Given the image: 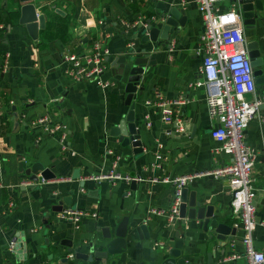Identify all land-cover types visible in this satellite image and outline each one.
Instances as JSON below:
<instances>
[{
    "label": "crops",
    "instance_id": "0c3cea01",
    "mask_svg": "<svg viewBox=\"0 0 264 264\" xmlns=\"http://www.w3.org/2000/svg\"><path fill=\"white\" fill-rule=\"evenodd\" d=\"M32 2L44 13L45 27L52 20L64 24V31L46 41L45 28L40 29L34 40L18 23V6L0 0V264H162L168 258L166 246L172 245L170 239L178 230L187 238L175 264H242V259L223 261L233 253H243L241 229L236 228L233 239L223 245L215 235L203 233L196 220L187 221L186 231L177 220L167 221L174 190L171 180L187 176L188 189L197 191L202 206L213 207L218 222L229 227L235 223L227 181L208 174L229 157L219 151L220 142L211 134L218 121L209 113L205 89L197 86L202 79L199 39L203 27L196 0ZM174 4L185 11L187 19L179 33L170 31V48L141 43L144 34L134 22L168 13ZM258 6L255 28L244 30V37L246 43L258 42L264 60V0ZM94 41L108 50V70L100 76L112 83L107 88L96 79L73 81L65 73L64 54L83 57L92 51ZM141 49L146 52L140 53ZM131 50L136 54H130ZM146 53L144 90L133 99L145 148L134 154L108 132L131 110L124 103L123 83L131 67L128 58ZM114 60L115 65L109 66ZM121 63L126 65L120 74ZM255 94L264 95V89L256 88ZM161 101H179L170 123L161 120ZM39 117L64 127L65 148L58 134L33 125ZM263 118L261 108L244 130V140L256 151L251 174L256 219L252 240L264 252ZM9 159L14 166L8 165L5 172ZM34 163L50 169L54 177L30 180L26 170ZM111 170L119 174L118 179H97ZM132 180L137 181L135 190L130 189ZM64 198L70 205H62L61 210L83 209L96 212L97 218L85 217L73 229L69 221L57 217L60 210H52ZM123 217L128 218V235L122 254L92 263L69 257L88 251L91 236H100L97 230L106 226L113 230ZM142 222L148 238L134 231ZM62 238L72 241L71 253L59 245ZM156 242L164 245L155 247ZM63 257L69 258L67 263Z\"/></svg>",
    "mask_w": 264,
    "mask_h": 264
},
{
    "label": "built area",
    "instance_id": "2783aa9c",
    "mask_svg": "<svg viewBox=\"0 0 264 264\" xmlns=\"http://www.w3.org/2000/svg\"><path fill=\"white\" fill-rule=\"evenodd\" d=\"M196 2L203 27L199 39L202 56L199 70L202 79L197 86L205 89L209 113L218 121V126L211 134L220 142L219 151L229 157L227 163L211 169L208 174L214 179L227 181L231 198L230 206L235 219L233 227L242 231L243 253H233L223 261L242 259V264H264V252L257 250L252 240L256 219L253 205L255 192L251 174L256 151L244 140V130L264 105V95L255 94V68L251 66V59L248 57L243 17L237 3L233 0H196ZM224 3L231 5L223 7ZM133 25L145 28L147 20L139 17ZM99 46V43L94 41L92 51L83 57L69 52L64 54L63 58L67 63L65 73L71 80L78 82L84 79H96L98 85L103 88L112 86L110 81L100 77L108 70L105 59L108 50ZM177 103L179 101L158 102L161 106V120L164 123L172 121L173 106ZM33 125H42L45 133L50 135L58 134L62 148H65L67 134L62 125L52 124L46 117L37 118L33 121ZM147 125L149 126L150 123ZM116 164L117 160L114 161L113 166ZM102 178L113 181L119 178V174L111 170L97 179ZM126 179L129 180V177ZM188 179L187 176H179L171 180L174 190L172 204L167 214L169 222L178 219L179 194L187 185ZM8 206L12 207L13 204L10 202ZM57 217L69 221L73 229H78L83 218H97V213L68 207L57 213ZM163 245L164 243L161 242L154 244L155 247ZM13 247L14 245L10 244V249Z\"/></svg>",
    "mask_w": 264,
    "mask_h": 264
},
{
    "label": "water",
    "instance_id": "95a60500",
    "mask_svg": "<svg viewBox=\"0 0 264 264\" xmlns=\"http://www.w3.org/2000/svg\"><path fill=\"white\" fill-rule=\"evenodd\" d=\"M13 4L18 6L19 25H24L28 35L37 40L38 31L45 28V15L42 12H38L35 4L32 0H11ZM239 7L243 17L244 30H252L255 28L256 18L260 7L258 6L260 0H233ZM59 13L58 10H55ZM185 11L174 4L170 7L168 13H161L155 16V18L147 19V26L140 29L144 34L140 39L141 43L152 42L155 46L170 48L169 42L171 39L170 31L173 30L176 33L180 32L181 27L184 26L186 21ZM156 23V24H155ZM160 23V27L157 25ZM159 39V41H158ZM248 57L251 59V66L255 68V85L257 89H264V76L263 65L264 60L259 50V44L257 41H247ZM141 52H146L144 49ZM130 54H136L134 50L130 51ZM149 53L144 56H130L128 58L130 69L128 71V78L124 85L125 100L124 103L131 107L129 113L119 120V122L112 126L109 130V135L117 137L118 141L123 147H130L134 154L144 152L145 143L141 141V126L137 122L133 111L135 102L133 101L135 96H141L144 86L142 82V75L145 72L146 64L148 61ZM108 63V58L106 59ZM116 60L109 63V66H114ZM125 63H121V71L125 70ZM264 109V105L262 107ZM26 174L29 179L37 182L40 180H48L54 177V174L48 168H44L40 163H34L30 169L26 170ZM37 174H39L37 176ZM137 185L136 180L130 181V189L135 190ZM70 201L66 198L62 199L57 205L52 207L53 211H61L62 205L69 206ZM197 221V226L203 233H209L212 237H215L226 243V239H233L236 235V228L229 227L224 223L218 222L217 217L213 214L212 206H202L197 200V191L189 190L187 186L180 190L179 194V207H178V219L177 223L183 225V230L187 229V221ZM134 231L139 237L144 235L148 238L147 227L144 222L135 227ZM97 234L91 236L89 242L88 251H77L71 258L83 260L89 263L94 261L102 262L103 260L110 259L115 255L122 254L126 250V238L128 235V218L123 217L117 226L112 230L110 226L102 227ZM185 238L187 236L179 230L175 232L174 236L170 239L172 245L166 246L168 252V258L164 259L162 264H175L176 258L181 256V250L185 244ZM190 239V237H188ZM60 246L66 247V252H72V241L69 238H62L59 241ZM189 246V245H188ZM209 256V255H208ZM68 257H63L65 263L68 262Z\"/></svg>",
    "mask_w": 264,
    "mask_h": 264
},
{
    "label": "trees",
    "instance_id": "16d2710c",
    "mask_svg": "<svg viewBox=\"0 0 264 264\" xmlns=\"http://www.w3.org/2000/svg\"><path fill=\"white\" fill-rule=\"evenodd\" d=\"M9 17H12V15H8L7 18ZM14 19H15V16L13 15ZM64 25V24H63ZM63 25H60L59 23H54L52 20H48L47 23H46V27L43 31L44 33V39L46 41H49V40H53L55 39L57 33L62 29H64V26ZM64 31V30H63ZM8 158V156H6ZM10 162H7L4 166V169H5V172H8V165H13V162L11 161V159H9Z\"/></svg>",
    "mask_w": 264,
    "mask_h": 264
},
{
    "label": "rangeland",
    "instance_id": "374dc122",
    "mask_svg": "<svg viewBox=\"0 0 264 264\" xmlns=\"http://www.w3.org/2000/svg\"><path fill=\"white\" fill-rule=\"evenodd\" d=\"M264 66V65H263Z\"/></svg>",
    "mask_w": 264,
    "mask_h": 264
}]
</instances>
